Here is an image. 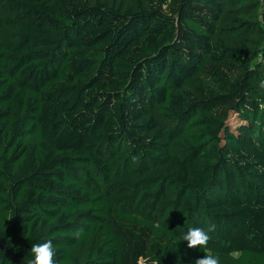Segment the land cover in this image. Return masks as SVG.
Instances as JSON below:
<instances>
[{
  "label": "trees",
  "instance_id": "1",
  "mask_svg": "<svg viewBox=\"0 0 264 264\" xmlns=\"http://www.w3.org/2000/svg\"><path fill=\"white\" fill-rule=\"evenodd\" d=\"M260 4L0 0V264H264Z\"/></svg>",
  "mask_w": 264,
  "mask_h": 264
},
{
  "label": "clouds",
  "instance_id": "2",
  "mask_svg": "<svg viewBox=\"0 0 264 264\" xmlns=\"http://www.w3.org/2000/svg\"><path fill=\"white\" fill-rule=\"evenodd\" d=\"M257 20H264V0H261L260 7L257 10ZM260 86L264 87V81H261ZM260 107L264 108V104H261ZM76 235L79 236L80 233ZM183 240L187 242L189 249L207 248L210 235L202 228H192L183 236ZM53 249L54 246L51 240L33 244L30 250L33 257L30 264H55ZM137 264H160V261L156 258L141 256L138 257ZM195 264H220V259L218 256L207 254L204 258L197 259Z\"/></svg>",
  "mask_w": 264,
  "mask_h": 264
},
{
  "label": "rangeland",
  "instance_id": "3",
  "mask_svg": "<svg viewBox=\"0 0 264 264\" xmlns=\"http://www.w3.org/2000/svg\"><path fill=\"white\" fill-rule=\"evenodd\" d=\"M195 84H196L195 82H190V83H189V87L192 88V87L195 86ZM161 124H162L163 126H165V125H166V126H170V124L167 123L166 121H161Z\"/></svg>",
  "mask_w": 264,
  "mask_h": 264
}]
</instances>
